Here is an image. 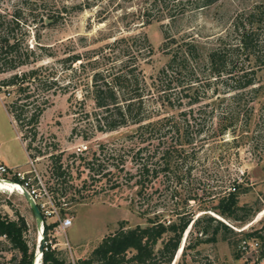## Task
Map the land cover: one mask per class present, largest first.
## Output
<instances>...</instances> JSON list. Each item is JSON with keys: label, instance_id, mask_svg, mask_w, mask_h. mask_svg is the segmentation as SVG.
I'll return each mask as SVG.
<instances>
[{"label": "rangeland", "instance_id": "374dc122", "mask_svg": "<svg viewBox=\"0 0 264 264\" xmlns=\"http://www.w3.org/2000/svg\"><path fill=\"white\" fill-rule=\"evenodd\" d=\"M200 1L176 0L173 4L168 0H0V9L7 19L18 15V24L13 23L11 31L23 36L34 50L44 47L48 50L46 53L55 56L45 58L42 64H53L60 71L57 59L93 50H102L115 65L121 59L137 57L147 86L144 104L154 119L167 117L181 122L182 113L188 116L190 111H202L197 123L204 132L195 137L194 154L185 162L172 165L170 171L160 173L138 195L132 162L138 146L135 138L128 139L137 125L127 123L112 132H95V110L90 95L82 86L70 87L73 98L70 99V93L51 97L50 105L39 119L35 140L29 133L17 132L19 137H27L23 144L27 155L32 157L29 159L21 143L14 139L15 124L3 105L12 98L5 99L0 94V152L11 166L15 165L11 173L24 172L30 188L40 195V201L46 200V194L54 197L56 203H63L61 207L55 205L58 216L47 219V224H59L64 218L72 220L70 227L58 231L55 228L47 234V244L59 258L75 262L87 257L122 221L126 227L144 226L145 217L159 214L167 224L176 219L175 213L187 211L192 214V222L208 215L229 225L237 236L230 237L232 245L218 235L215 243L195 246L200 239L197 229L201 226H189L171 264H264V241L248 237L254 231L264 233V67L260 66L264 59V0H218L199 8ZM47 17L55 22H48ZM243 28L252 34V49H236L238 32ZM142 36L151 46L152 55L147 54ZM132 37L139 38L127 57L123 56L126 49L120 42L105 48L117 40ZM216 48L227 50L228 69L233 75L254 73L253 87L258 89L250 93L248 89L239 97L238 122L224 135L219 134L217 119L212 118L213 104L224 99V104H228L237 92L231 90L232 82L223 86L210 75L206 56ZM37 52L44 53L43 49ZM172 54L188 60L179 69L178 82L184 85L193 80L197 82L190 87V92L179 94L180 88L170 90L169 101L161 103L156 97L149 98L147 91L156 96L155 89H161L156 76ZM88 68L80 71L78 81L90 80ZM58 80L64 84L68 81L61 77ZM186 94H193L191 100L200 102L189 106L190 98ZM157 113L159 116L155 117ZM74 127L76 133H72ZM190 130L193 135L196 133V127ZM83 137L89 139L83 140ZM58 154L63 167H68L69 176L56 181L51 176L50 157ZM93 157L100 164L96 168L100 174L91 176L86 164ZM7 177L11 178V174ZM233 179L246 189L238 197V204L260 209L243 226L219 217L212 210L217 196L229 191ZM59 186L61 190L52 195L50 190ZM0 215L9 220H16L17 215L23 217L28 226L25 239L30 250L37 252L39 231L21 192L0 189ZM253 240L258 241V247L250 246ZM243 241L248 244L246 253L241 252ZM187 245L189 248L182 252ZM13 257H17L14 250L0 245V261Z\"/></svg>", "mask_w": 264, "mask_h": 264}, {"label": "trees", "instance_id": "16d2710c", "mask_svg": "<svg viewBox=\"0 0 264 264\" xmlns=\"http://www.w3.org/2000/svg\"><path fill=\"white\" fill-rule=\"evenodd\" d=\"M154 1L160 2V0ZM168 1L176 4L174 3L176 0ZM217 1L201 0L199 8L208 7ZM6 16L0 9V94L5 99L7 97L12 98L11 101L4 102L3 105L18 132L29 133L32 140H35L39 119L50 105L51 97L58 93L69 94L70 87L73 89L74 86H82L90 95L95 110V123L93 125L95 132H112L127 123L137 125L134 134L128 136V139L133 140L135 138L138 146L132 158L135 168L133 178H135V185L139 187L138 195H141L147 183L156 179L160 173L170 171L172 165L185 162L189 156L194 154L195 137L204 132L197 123L202 114L201 109L196 113L190 111L188 116L186 113H182L181 122L167 117L154 119L153 113L148 112L147 106L144 104L147 86H145L144 78L141 77L137 57L130 56L126 60L121 59L119 64L115 65L113 61L110 62L108 56L101 52L102 50L89 51L84 55L73 53L57 59L59 71L53 64H42L45 58L55 57L51 53H46L48 51L46 48L37 47V50L43 49L44 51V53H38L33 47H29L23 36H18L14 31H11V27L18 24V15H13L10 19H7ZM47 20L48 22H55L52 17H47ZM138 38H122L105 48L109 49L113 44L120 42L126 49L123 56L127 57L131 53L132 45ZM141 39L147 54L152 55L153 50L146 37L142 36ZM186 46L187 48L191 47V45ZM252 48L254 46L251 32L244 28L241 29L238 32L236 49L247 50ZM226 51L220 48L211 49L206 56V63L214 81L219 80L223 86L230 81L233 83L231 90L237 92L229 99L228 104H224L225 99L217 105L213 104L214 109L212 111L215 115L213 114L212 118L217 119L220 135H224L236 126L239 119V112L236 107L240 104L239 97L244 95L248 89L249 93L258 90L253 87L256 84V79H253L254 73L252 76L248 73L233 75V72L228 69L230 64ZM187 61V57L180 58L172 54L167 64L158 71L156 76L161 89H155L154 94L156 96H153L148 90L149 98L156 97L157 101L163 103L169 101L167 94L174 88H180L179 94L186 91L190 92V87L197 81L193 80L188 85H184L177 79L181 73L179 69L182 66L184 68V63ZM260 66L264 67V59L261 60ZM86 67H89L91 73L90 80L83 83L78 79H80V71H85ZM60 77L68 81L65 84L61 83L58 80ZM222 77L230 79L221 80ZM74 79H76L75 82ZM172 83H175V87H171ZM152 85L154 87V83ZM70 95L72 96L70 99L73 98V93ZM185 96L190 98L189 106L200 102L196 99L191 100L193 94H186ZM158 116L157 113L155 117ZM193 127H196L194 135L190 130ZM76 131L77 129L74 127L72 133H76ZM20 139L24 142L27 137L23 135ZM88 139L89 137H83V140ZM142 144L145 145L139 148V145ZM37 154L40 155V151ZM27 156L29 159L32 158L30 155ZM50 160L53 179L58 181L69 176V169L63 167L60 154L51 155ZM96 162L97 158L93 157L86 164L91 176L100 174L96 169L100 167V164ZM123 164L121 161L120 166ZM187 172L189 174L190 170L188 169ZM70 188H73V185ZM60 190L59 186L53 187L50 191L52 195H55ZM63 190L66 191V188ZM245 192L246 189L242 184L233 179L229 191L217 196L216 204L212 210L219 217L243 226L260 211L253 206L238 204V197ZM61 194L63 195V193ZM51 198L57 207L63 205L60 202L56 203L54 197ZM71 201L78 203L76 199H71ZM144 215H148V213L144 212ZM175 216L176 219L171 222L168 221L167 224L161 220L159 214L145 217L144 226L126 227V222L122 221L118 224L117 230L105 235L87 257L79 258L75 262H68L59 258L55 249L47 244V234L58 223L47 224L44 221V246L41 264H171L180 247L183 234L189 226H201L197 229L200 239L196 241L195 246L215 243L218 235L223 241L232 245L230 237L237 236V233L229 225L208 215L198 217L195 222H192L191 212H178L175 213ZM27 231L28 226L23 217L17 215L16 220H9L0 215V235L6 236V243H0V245L8 246L17 253V257H13L9 261H0V264H31L34 253L30 250L25 239ZM248 237L259 238L264 241V233L262 234L261 230L248 234ZM159 244L160 247L158 248ZM188 248L189 245L184 246L182 252Z\"/></svg>", "mask_w": 264, "mask_h": 264}, {"label": "built area", "instance_id": "2783aa9c", "mask_svg": "<svg viewBox=\"0 0 264 264\" xmlns=\"http://www.w3.org/2000/svg\"><path fill=\"white\" fill-rule=\"evenodd\" d=\"M11 174V178H8L7 176ZM25 173L17 171L16 173H11V170L7 168L4 164L0 162V180L1 181H7L11 183H16L20 185L24 191H26L29 196L33 199V201L38 205V209L42 215L43 218V225L44 221L47 222V219L57 217L58 216V211L56 206L53 204L52 199L44 194V197L46 200L40 201V195L37 193L36 189H31L30 188V183L28 179L24 177ZM44 198V199H45ZM72 224V220L70 218H64L62 221L59 222V224L55 227L57 231L64 230L68 227H70ZM44 228V226H43ZM54 228V229H55ZM0 243H6V236L5 235H0ZM259 243L257 240H253L250 243V246L253 247H258ZM248 244L247 242L243 241L242 242V247H241V252L246 253L247 251Z\"/></svg>", "mask_w": 264, "mask_h": 264}, {"label": "water", "instance_id": "95a60500", "mask_svg": "<svg viewBox=\"0 0 264 264\" xmlns=\"http://www.w3.org/2000/svg\"><path fill=\"white\" fill-rule=\"evenodd\" d=\"M23 198L25 199V201L27 202L30 211L32 213V216L35 220V225H36V229L39 231L41 238L38 239L37 241V252L39 253V259L42 257V253H43V246H44V228H43V218L42 215L36 205V203L33 201V199L29 196V194L26 191H23L22 194ZM178 251V250H177ZM36 252H34L33 254V258L31 261V264H36L37 261V257H36ZM177 254V252H176ZM41 263V262H40Z\"/></svg>", "mask_w": 264, "mask_h": 264}, {"label": "bare ground", "instance_id": "6f19581e", "mask_svg": "<svg viewBox=\"0 0 264 264\" xmlns=\"http://www.w3.org/2000/svg\"><path fill=\"white\" fill-rule=\"evenodd\" d=\"M0 189H4V190H10V191H18V192H21L23 194V188L16 184V183H11V182H7V181H1L0 180ZM41 238L40 236V233H39V239ZM36 257H37V263L36 264H39L40 262V259H39V253L36 252Z\"/></svg>", "mask_w": 264, "mask_h": 264}, {"label": "crops", "instance_id": "0c3cea01", "mask_svg": "<svg viewBox=\"0 0 264 264\" xmlns=\"http://www.w3.org/2000/svg\"><path fill=\"white\" fill-rule=\"evenodd\" d=\"M9 118H10V117H9ZM10 120H11V118H10ZM11 122H12V120H11ZM12 123H13V122H12ZM13 126H14V129H15V136H14V139L18 140V141L21 143L22 147L24 148V151H25L26 157H27V152H26V150H25V146H24L23 142L21 141L20 137H19L18 134H17V132H18V131H17V128H16L15 125H13ZM0 162H1L2 164H4V165H5L7 168H9V169L15 167V165H13V166L10 165V162L8 161V159L6 158V156H5L2 152H0Z\"/></svg>", "mask_w": 264, "mask_h": 264}]
</instances>
